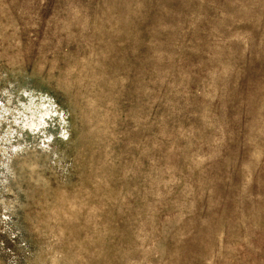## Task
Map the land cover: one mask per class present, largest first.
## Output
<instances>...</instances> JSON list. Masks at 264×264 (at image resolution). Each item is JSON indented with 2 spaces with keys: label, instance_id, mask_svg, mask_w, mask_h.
Segmentation results:
<instances>
[{
  "label": "rangeland",
  "instance_id": "rangeland-1",
  "mask_svg": "<svg viewBox=\"0 0 264 264\" xmlns=\"http://www.w3.org/2000/svg\"><path fill=\"white\" fill-rule=\"evenodd\" d=\"M0 264H264V0H0Z\"/></svg>",
  "mask_w": 264,
  "mask_h": 264
}]
</instances>
